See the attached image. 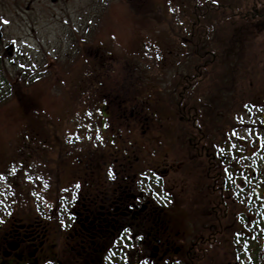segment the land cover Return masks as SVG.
I'll return each instance as SVG.
<instances>
[{
    "label": "rangeland",
    "instance_id": "374dc122",
    "mask_svg": "<svg viewBox=\"0 0 264 264\" xmlns=\"http://www.w3.org/2000/svg\"><path fill=\"white\" fill-rule=\"evenodd\" d=\"M258 10L264 0H0V228L11 231L8 216L25 219L19 229L43 211L53 218L28 239L4 236L0 264L98 252L100 232L118 231L56 222L61 197L92 177L118 183L112 191L130 177L169 191L161 217L147 211L132 230L149 235L128 250L141 245L147 264H264ZM184 74L197 78L186 91Z\"/></svg>",
    "mask_w": 264,
    "mask_h": 264
},
{
    "label": "flooded vegetation",
    "instance_id": "af4514ba",
    "mask_svg": "<svg viewBox=\"0 0 264 264\" xmlns=\"http://www.w3.org/2000/svg\"><path fill=\"white\" fill-rule=\"evenodd\" d=\"M258 4H256V6H258ZM219 6H223V5H219ZM256 12L257 13L254 14L253 18L258 17L259 15L264 16V11L261 12L260 10H258ZM182 79H184V81H186V83L183 84L184 85L183 88L185 91L187 89H190L194 85V76L189 75V74H184ZM196 80H195V83H196ZM184 92L180 93V97L182 98V100L186 97V95H184ZM181 108H182V105H181ZM195 111H196V108H194V107H190L188 109H187V107L180 109V112L184 113L183 114L184 116L187 115V116L191 117V120H193V122L196 123L197 118L195 116L197 114ZM156 178H157V176H156ZM109 184H112L111 188L116 186L115 184L110 183V182H109ZM157 184H159V183L158 182L154 183V185H153L154 188L151 190V192H149L148 189H146V191L144 189H141L138 186V180L136 179V177H135V179L133 178L131 186H134V188L132 189L131 195L134 198L136 204H132L131 206H127L129 209V212H132L135 210V212L137 211L139 213V211H140L141 214L139 213V217L143 218L144 214H146L147 211L153 212V211L160 210V212H158V213H156V212H153V213H154V215L159 214L158 217H161L160 213L162 210H164V208L161 207V201H166V202L168 201V199H169V193L168 192L169 191L167 192L165 190V188L163 189L165 192H162L161 190L159 191ZM120 187L121 186L117 187V189L113 190V191L111 189H109L110 191H107V195L105 196V198L99 200V203H100L99 206L103 205L102 207H105V208L107 206V208H108L107 214H109L110 216L120 214L121 219L116 220L114 225H112L108 221V222L104 223V225H101V227H106L107 231H109L110 229H113L114 231H118L117 232L118 236L115 237V239L113 240L114 244H116L117 241L120 242L121 244H125V242L128 241L132 244H136L137 242H139L138 244L143 243V245H146L148 238H149V235L148 236L146 235V231H145V234L143 233L144 235L141 232H139V235H137V236L135 235V233L132 232V230H134L133 228H136V226L141 225L142 223L140 220L138 221V219H136V221H131L128 218L129 212H127V209H126L127 207H123L121 204L122 202L119 201V198H120L119 195L122 192L126 191V189H124V190L118 189ZM163 187L164 186L160 185V188H163ZM108 188H110V187H108ZM160 193H163L166 195L164 199L162 198ZM106 201H107V203H106ZM109 205L112 206V209L113 208L114 209L110 210V208L108 207ZM132 208H133V210H131ZM112 219L115 220V218H113V217H112ZM125 219H128V220L125 221ZM108 220H109V217H108ZM258 221L259 220H257V222ZM142 226H143V224H142ZM22 232H23V235L25 236V238L28 239L29 237H32L31 233L35 232V231L34 230H28V231H22ZM130 232H132L133 234L128 235V234H130ZM19 233H20L19 231L7 232L6 236H7V234H9L10 236L12 235L13 238L15 237L13 241H14V243H16L15 241H17L18 237L20 236ZM112 235L114 236L113 231H112ZM6 236L4 237V239L6 238ZM10 238L13 239L12 237H10ZM236 239L234 241H236ZM12 246L14 247L15 244L13 245V243H12ZM146 247H147V245H146ZM139 248H141V245L138 247V249H136L134 254L131 252L129 253V251H127V253H123L121 255L109 254V255H105V256H100V255L89 256L86 259H82L83 262L80 264H145L147 262V260L145 261V255H144L145 253L143 255L141 253H139L138 252ZM32 253H30L31 255L29 254V257H28L29 259L27 261H24V262L22 261L18 264H50L51 262H54V261H51V262H47V261L44 262L43 261L42 263H40L38 261H34L35 260V255H34L35 252H32ZM177 261H179V260H177ZM237 264H239V263H237ZM244 264H246V263H244Z\"/></svg>",
    "mask_w": 264,
    "mask_h": 264
},
{
    "label": "trees",
    "instance_id": "16d2710c",
    "mask_svg": "<svg viewBox=\"0 0 264 264\" xmlns=\"http://www.w3.org/2000/svg\"><path fill=\"white\" fill-rule=\"evenodd\" d=\"M236 16H238V15H235V17ZM244 16H245V14L242 15V17H244ZM253 16H254V14H253ZM238 17L240 18V16H238ZM196 56H198V58H201V56L198 54ZM203 57H205V55H202V58ZM195 76L199 78L201 75L199 74V72L197 73V71H196ZM195 76H194V78H196ZM132 179L133 178L130 177V180H128V181H124V182L119 181L121 187L118 189H123V190L126 189V191L122 192L119 195V197H120L119 201L122 202L121 204L123 207H127V206H131L132 204H136L134 198L131 195L132 189L134 188V186H131L132 185ZM115 184L117 185L118 183H115ZM111 186H112V184H109V182L102 179V177L97 178V179L95 177H92L91 182H89L87 186L82 185V183H80L77 191L74 193L75 196L73 198H70L67 200H66V198H61V201H65V202L68 201L67 205H69V207H71V209H72L71 222L75 223V221H79V220H81L83 222L90 221L89 222L90 224L87 225L84 223V225L87 226L85 228L89 229L91 232L94 230V228H92V226L94 224V220L95 221L98 220L99 225H104V223L108 222V220H104V218H106V216H108V214H106V213H104L103 215L96 214L94 212V208L96 210H99L102 208V207H99V205H100L99 200L105 198V196L107 195V191H110L109 189H112ZM108 187H110V188H108ZM238 187L242 188L240 186H238ZM238 187H236L235 190L239 191L240 189ZM242 197H244V199L246 198L244 195ZM246 199L248 202H251L250 197H247ZM126 209H127V212H129L128 207ZM131 210H133V208ZM61 213H62V211H61ZM139 213H140V211H139ZM139 213L137 211L135 212V210L132 212H129L128 218L131 221H136V219H140ZM91 218L92 219L94 218V220L91 221ZM99 218L101 220H99ZM7 219L10 220V223L8 222V225H7L8 226L7 231L11 230L10 232H16L17 230H22V229H23V231L38 230V227H40L42 223L45 225L46 228H49V225L52 224V220H53L52 216L49 213H47V211L46 212L43 211L42 214H38V216L36 218L34 217L33 220L27 222V224H24V226H22V229L21 228L19 229L18 224H20V221H23L25 219L19 220L18 224H14L15 223V216H8ZM7 219L5 220L6 222H7ZM57 220L58 221H56V222L61 227L62 224H60V220L58 218H57ZM10 224H12V225H10ZM69 225H71V223H69L68 226ZM82 226H81V228H82ZM75 227H76V225H75ZM98 229L108 232L107 230H105L106 227L98 226ZM133 229L135 230L136 228H133ZM0 231H1V233H0V240H1L4 236H6L7 232L4 234V232H2V229H0ZM113 233H115L114 236L112 234H111V236H109L108 234H103V232H100V238L99 239H100L101 245L98 246L99 251L98 252L94 251V252L90 253V256L97 255V254L100 256L113 254L114 252L111 250L114 249L116 247V244H117V243L114 244L113 240L115 239V237L118 236L117 232H113ZM135 235L137 236L139 234L138 233L136 234V232H135ZM118 252L120 254L122 252L124 253V251L123 250L121 251L120 249ZM18 263H20V262H18Z\"/></svg>",
    "mask_w": 264,
    "mask_h": 264
},
{
    "label": "snow or ice",
    "instance_id": "6c2138e0",
    "mask_svg": "<svg viewBox=\"0 0 264 264\" xmlns=\"http://www.w3.org/2000/svg\"><path fill=\"white\" fill-rule=\"evenodd\" d=\"M2 23L7 24V23H9V21L3 20ZM89 115H91V114H89Z\"/></svg>",
    "mask_w": 264,
    "mask_h": 264
}]
</instances>
